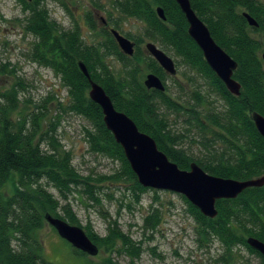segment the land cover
Returning a JSON list of instances; mask_svg holds the SVG:
<instances>
[{
	"label": "trees",
	"instance_id": "trees-1",
	"mask_svg": "<svg viewBox=\"0 0 264 264\" xmlns=\"http://www.w3.org/2000/svg\"><path fill=\"white\" fill-rule=\"evenodd\" d=\"M15 1L24 14L19 20L21 29L33 39L29 59L59 78L67 94L65 109L91 125V129L85 130L88 150L117 162L119 170L96 177L81 175L72 165V154L57 139L54 119L46 122L44 116L34 115L28 125L26 113L19 112L13 119L20 105L17 87L21 86L17 83L8 91H0V264H54L43 258V245L37 236L46 223V215L81 227L105 255L101 261L93 262L87 259V254L72 247L78 257L84 258L83 264H118L113 254L124 255L133 262L143 252L142 239L135 241L124 233L117 219H108L106 233L100 236L90 225L81 226L71 209L69 197L74 194L98 202L96 193L103 183L130 184L136 203L148 191L138 184L122 148L106 129L100 108L88 98L89 85L78 68L79 61L86 66L90 78L105 90L115 108L131 118L139 131L149 135L179 169L188 170L191 163H196L206 173L220 178L242 181L264 176V140L251 119L252 112L264 117V61L260 56L264 47V0H189L214 41L237 64L233 73L240 84L237 97L226 90L206 64L202 52L189 37L186 19L174 0L113 1L120 16L143 25L142 38L123 34L135 42L132 58L120 52L108 32L105 42L87 44L77 24L63 29L50 17L45 0ZM158 7L163 10L165 21L157 16ZM244 13L258 26L250 27ZM85 19L94 31L93 14L87 11ZM108 23L121 31L110 17ZM144 38L159 43L163 50L173 53L206 80L222 100L223 109L210 107L201 111L200 106L206 100L199 91L191 94L195 104L186 106L168 96L166 74L139 50ZM108 57L117 58L123 75L116 76L111 71L106 62ZM140 59L145 60L148 73L164 83L165 93L144 87ZM0 73L5 74L6 70ZM168 113L188 116L182 130L197 131L198 141L193 142L201 148V155L189 154L181 147L188 136L174 132L167 120ZM44 124L47 128L43 130ZM8 181L13 184L11 193L4 191ZM47 185L56 190L58 198L47 190ZM180 198L194 219L199 236L203 240L215 239L223 247L226 264L242 248L264 264L261 255L246 243L250 237L264 243V185L248 188L235 199L216 201L214 219L202 216L184 197ZM160 220L159 207L151 204L142 221L143 231H154Z\"/></svg>",
	"mask_w": 264,
	"mask_h": 264
},
{
	"label": "rangeland",
	"instance_id": "rangeland-1",
	"mask_svg": "<svg viewBox=\"0 0 264 264\" xmlns=\"http://www.w3.org/2000/svg\"><path fill=\"white\" fill-rule=\"evenodd\" d=\"M113 1L61 0L66 9L56 0H45V5L50 17L63 29H71L74 24H77L87 44L105 42V32L110 33L111 29L116 30L109 25L108 17L117 22L121 31H116L121 35L128 33L142 38V23L120 16L113 8ZM87 11L93 14L94 31L89 29L86 22ZM23 17L24 14L15 0H0V71L6 70L5 74L0 73V91H8L17 83L21 86L17 87L20 105L18 104L19 108L13 114V119L18 112L26 113L28 125H31L34 115L44 116L46 122L54 119L57 139L63 148L72 154V165L83 176L110 175L119 170L117 162L88 150L85 130L91 129V125L81 116L65 109L67 94L59 78L51 70L29 59L28 54L33 39L24 34L21 29L19 20ZM148 42L163 50L159 43L144 38L139 44V50L144 56L150 57L145 49ZM163 51L173 59L176 67L175 76H170L163 71L166 74V94L175 102L186 106V103L195 104L191 94L199 91L206 100L200 106L201 111H206L210 107L221 111L223 102L212 91L206 80L183 65L173 53ZM106 62L116 76L123 75L122 65L117 58L108 57ZM138 63L145 79L148 74L145 60L140 59ZM187 119L188 116L171 113L167 115V120L174 132H181L188 136L183 139L181 147L189 154L199 156L201 148L193 142V140L198 141L197 131L182 130L185 127L184 120ZM46 128L47 125L44 124L43 130ZM12 185V181H8L4 191L11 193ZM99 186L101 187L96 193L98 202L90 201L85 195L75 194L69 197V202L80 225L83 227L90 225L98 235H105L107 221L111 218L117 219L120 229L129 234L133 240L142 239L143 252L140 257L130 262L124 255L113 254L118 264H226L225 259L222 258L223 247L215 239L203 240L199 236L197 225L180 195L165 191H155V194L154 190L148 189L136 203L133 201L128 183H103ZM46 188L55 198H58L56 190L48 185ZM151 204L159 207L161 220L154 231L145 232L142 229V221L149 214ZM37 236L43 245L45 260L54 264L84 263V258L78 257L73 252L72 246L47 223L37 232ZM104 257V253L100 251L97 256H88L87 259L96 262ZM224 257L227 258V256ZM228 264H260V261L242 248L233 253Z\"/></svg>",
	"mask_w": 264,
	"mask_h": 264
},
{
	"label": "water",
	"instance_id": "water-1",
	"mask_svg": "<svg viewBox=\"0 0 264 264\" xmlns=\"http://www.w3.org/2000/svg\"><path fill=\"white\" fill-rule=\"evenodd\" d=\"M174 1L186 19L189 37L202 52L206 64L231 95L239 96L240 84L233 78L236 62L214 41L206 25L192 10L189 0ZM156 13L165 21L160 7L156 8ZM243 15L250 27L258 26L248 14ZM110 33L120 51L125 56L132 57L134 43L114 29H111ZM145 49L166 74L176 75L173 59L163 50L151 42L146 43ZM261 59L264 61V48L261 51ZM78 68L88 82V98L100 108L106 129L122 148L125 159L141 187L180 195L202 216L214 219L217 216L216 201L235 199L248 188H260L264 185V176L242 181L220 178L206 173L196 163H191L188 170L179 169L157 148L155 141L149 135L139 131L131 118L115 108L105 90L90 78L86 66L81 61L78 62ZM143 84L147 90L165 93L164 83L153 73L146 74ZM251 119L256 131L264 140V117L252 112ZM45 221L74 249L88 256L98 255L99 249L81 227L70 225L49 215L45 216ZM246 243L264 259L263 242L250 237Z\"/></svg>",
	"mask_w": 264,
	"mask_h": 264
}]
</instances>
